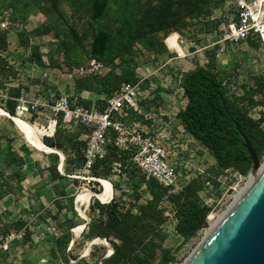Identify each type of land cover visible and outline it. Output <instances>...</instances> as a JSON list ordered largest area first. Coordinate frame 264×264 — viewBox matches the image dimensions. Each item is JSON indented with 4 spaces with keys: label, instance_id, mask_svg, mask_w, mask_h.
I'll return each instance as SVG.
<instances>
[{
    "label": "trees",
    "instance_id": "obj_1",
    "mask_svg": "<svg viewBox=\"0 0 264 264\" xmlns=\"http://www.w3.org/2000/svg\"><path fill=\"white\" fill-rule=\"evenodd\" d=\"M19 1L22 0H13L9 6L17 4ZM52 1L58 2V0ZM132 2L133 0H60V24L64 25L67 34L76 42H79V37L74 30L75 18L77 22L80 21L81 7L87 8L89 22L98 26L104 21L112 4L120 6L118 10L114 7V10L117 11L110 26H100L93 32L90 55L85 57V61L81 65L86 64L92 58L101 63L111 64L118 56L114 55V52L122 44L126 49L120 55L121 61L116 70L112 69L103 76L94 74L77 79L75 82L79 91H96V88L100 86L106 91V97H108L123 83H135L137 81L135 70L141 64V60L138 58L142 49L160 55L165 53L166 48L163 40L170 34L169 29L173 28L175 33L180 35V28L185 27L184 22L176 25L162 17L155 21L156 28L145 27L141 31L134 32L128 28L129 10L127 8L132 5ZM173 2L174 0H165L169 6ZM210 3L211 0H194V13L190 15H206ZM121 5L125 9H122ZM2 6L7 8L3 4ZM55 8L58 10L57 4ZM219 24L220 22L215 23L213 33L218 31ZM160 31L164 34L162 38L159 36ZM136 34L140 51L132 52L130 48ZM71 41L73 42V40ZM65 44V40H61L60 48H65ZM249 44L263 45L257 39L250 40ZM216 50L215 47L206 50L205 63H198L193 69H186L182 72L180 86L183 89L186 104L183 109L179 110L177 118L183 133L204 147L214 159L215 171L218 176L226 170L238 171L246 175L251 171V162L244 148L242 135L248 139L259 160H262L264 156V130L262 129V124H264V80L261 78L251 79L241 85V95L234 94L232 92L234 81H231L225 72L217 69ZM65 54H68V51H65ZM33 56L34 59L30 61L32 65L39 67L44 65L36 52L33 53ZM64 57L63 60L66 63L60 64V70L67 72L72 68V64L67 62L65 55ZM49 63L54 64L53 59L49 58ZM10 66L6 62L0 64V76L8 71L10 74L7 79L11 81V76L14 73L9 70ZM21 89L22 87L19 85L12 89L11 98H18ZM156 95L160 96L161 94L157 92ZM260 95H263L262 101L258 100ZM101 102H105V100ZM15 103L14 100H10L6 106V112L11 116H14ZM258 107L263 111H260L258 119H254L250 115V111ZM61 120L62 115L60 114L56 117L54 136L50 140H44L48 147L60 149L62 142L66 141L65 131L60 126ZM10 142L8 141V144ZM84 145L85 143L82 147ZM5 154L7 166L15 172L13 178L20 181L22 158L11 151L10 145L6 147ZM131 156V152L120 151L110 144L107 147L106 157L97 162L92 170V175L96 178H106L112 175L113 164L118 163L121 172L126 174L127 183L130 180L128 174L132 172L138 180L136 187L142 188V185H145L150 198L144 202H140L139 198V205L133 201L126 203L123 197L115 199L108 205H100L98 201H94L89 208L92 213L91 217H94L98 209L99 215H97L96 221H92L91 218L87 236L89 238L102 237L112 246L113 254L101 264H156V259L158 260L157 264H168L174 261V257L168 249L161 246L157 231L163 223L164 217L167 219L162 208L163 202L167 200L174 211L176 234L185 242L195 238L212 210L203 205L199 198V192L212 180L211 175L206 169L205 174L199 175L179 193L173 194L169 193V189L162 187L135 168L130 162ZM79 160L83 161L82 154H80ZM7 192L0 188V197L6 195ZM135 197L138 198V195L135 194ZM19 229L21 227L11 230ZM69 243V233L62 234L57 238L56 249L51 251V258L57 259V254L66 255Z\"/></svg>",
    "mask_w": 264,
    "mask_h": 264
},
{
    "label": "built area",
    "instance_id": "obj_2",
    "mask_svg": "<svg viewBox=\"0 0 264 264\" xmlns=\"http://www.w3.org/2000/svg\"><path fill=\"white\" fill-rule=\"evenodd\" d=\"M223 12L226 20L220 23L218 31L206 38V43L202 46L189 41V45L180 39L178 33L173 32L169 34L164 40L166 48L165 57H157L151 55V64L155 63V67L149 66L148 61H141V64L136 68L135 73L137 81L135 83H123L119 89L114 91L111 95L106 97V106L104 109L96 107H86L80 105L76 98H72L67 94L61 93L56 98L50 100L53 94L50 95L42 93L37 95L35 93L20 94L18 98H11L8 94V89H0V109L6 112L7 102L14 100L16 102L14 109V116L31 124L29 120H33L34 115L36 119L32 122L33 126H37L36 121L44 112L50 117L48 119L47 127L41 125L40 127L47 130L43 137H53L56 130V117L62 115L61 127L66 130H73L78 127L85 129V145L81 150L82 165L77 171L71 175L72 179L80 182L79 191L74 201L75 211L78 216L79 209L84 210V213L90 208L94 201H98L100 205H108L118 198L116 195L121 193L127 184V177L125 173L121 172L120 164L114 163L112 167V175L108 178H94L91 176L93 168L97 162L103 160L107 154V147L112 144L120 151L131 152L132 156L130 162L146 177L155 180L159 185L169 189V193H179L191 181L196 179L199 175L205 174L206 169L197 167L192 163L183 160L182 152H185L187 147L175 145L180 147V152L174 153L170 151V145L178 143V140L170 141L171 136L166 132V122L164 117L166 114L163 110L158 109L147 112L141 106L143 101L150 100L157 92L162 95L175 89L174 93L178 94V98L182 100V109L185 107L186 98L183 94V89L180 86L182 72L184 71L179 66L181 61L188 57L203 54L205 51L215 47L217 66L225 63L224 56L228 53V47H235L246 44L252 39L261 41L264 45V0H224ZM177 35V39L173 43L168 42L172 36ZM193 51H190L191 49ZM198 57V56H197ZM9 65L13 62L9 61ZM103 64L97 59H90L86 64L76 66L67 72L64 76L69 81L83 79L101 72ZM178 66V67H177ZM19 67V66H18ZM36 68V69H35ZM18 71L19 68H16ZM37 67L32 71L36 72ZM34 74V73H33ZM60 74V71H59ZM27 77H32L28 75ZM42 78L49 80V74L43 72ZM11 84H5L9 87ZM16 86V85H15ZM18 86V85H17ZM257 112L263 111L258 107ZM129 111H134L141 115L145 121H150L157 126L156 131L149 132L143 129L137 123L126 124L123 120L127 118ZM9 116L10 114L6 112ZM260 117L258 114L257 119ZM50 126L53 129L50 130ZM38 127V126H37ZM183 172H180V167ZM252 175L250 172L246 175L233 170H226L219 175L217 181L222 185L224 194L231 200L230 205L235 201L236 196L247 186ZM103 181L109 183L110 195L103 201L99 195L104 192ZM143 189L146 186L143 185ZM213 186L207 184L205 188L199 192V198L203 205L210 207L213 211L212 205L208 203L207 194ZM92 193L88 203L82 205L78 203V195L83 191ZM120 197H123L122 194ZM150 195L146 192L140 201L144 202L149 199ZM218 199V198H216ZM226 201V200H225ZM215 206H216V200ZM162 208L167 219L174 221V211L167 200H164ZM136 213V210H134ZM98 214V210L95 212ZM207 216V218L210 216ZM81 218V217H80ZM82 219V218H81ZM87 219L85 217L82 220ZM31 223H27L19 230H0V257L4 253H8L14 243H21L25 240L28 229ZM73 231V229H72ZM51 235L54 239L61 235L59 229L49 224L36 225V231L32 236L34 242H38L46 236ZM42 264H45L46 259H41ZM1 264V263H0Z\"/></svg>",
    "mask_w": 264,
    "mask_h": 264
},
{
    "label": "rangeland",
    "instance_id": "obj_3",
    "mask_svg": "<svg viewBox=\"0 0 264 264\" xmlns=\"http://www.w3.org/2000/svg\"><path fill=\"white\" fill-rule=\"evenodd\" d=\"M12 2L13 0H0V64H4V62L8 64L9 61L13 62V65L15 66H10L9 70L15 75L13 74V76H11V81L7 79L8 75L10 74L8 71H6L8 73L5 72L3 75H1L0 89L7 88L8 94L11 96V90L15 89L16 86L19 85L22 87L20 94L22 93L25 95L29 93L30 90L32 94L35 93L37 95H41L42 93H50V95L53 94V97L50 100H53L57 97V95L60 94L59 71L60 64L65 62L63 60L65 58L64 55L67 57V62L72 64V68L76 67L77 65L81 66V64L85 61V57L90 55V43L93 32L100 28V26H110V24L113 22V17H115L116 11L120 7L112 4L111 9L109 13H107L104 21L98 26L95 24L92 25L89 22L87 8L84 9L81 7L80 21L77 22V19L75 18L76 25L74 26V30L79 37V42H76L74 38L72 39L69 34H67V29H64V25L60 24V0H58V2H54L52 0H22L17 4L15 3L14 5L9 6V4ZM2 4L7 8H3ZM56 4L58 10L55 8ZM223 4L224 0H211L210 8L206 15L201 14L198 16H192L190 14L194 13V0H174L170 6L165 3V0H133L132 5L127 8L129 10L128 28L134 32L137 30L141 31L145 27L153 29L156 28L155 21L165 17L166 20L176 25H179L182 22L185 23V27L180 28V39H182L185 44H188L190 43L189 41H192L197 45L202 46L206 43V37L210 36L209 34L213 33L215 30V23H222L226 20L225 13L223 12ZM114 7L117 10H114ZM121 8L125 9L124 6L122 7V5ZM169 32L172 34L175 32V30L170 28ZM137 34L135 40L131 44L130 50L132 52L140 51L137 44ZM163 35V32L160 31L159 36L162 38ZM174 39H177L176 34L168 41L171 42L174 41ZM61 40H65L66 42L64 45L65 48L62 49L60 48ZM71 40H73V42ZM255 45H251L248 42L235 47H228V53L226 56H224L225 63L222 66L221 63H219L220 66H217V69L221 70V72H225L231 81H234V88L232 92H234L236 95L242 94V91L240 90L241 85L245 84L251 79L261 78L264 80V45ZM125 49V45L121 44L119 49L114 52V55H118L116 56V59L111 64L102 63L103 66L101 68V72L98 74L103 76L112 69L116 70L121 61L120 55L123 51H125ZM65 51H68V54H65ZM35 52L41 57L44 63L43 66H35L32 65V62H30L32 59H34V56L32 57V55ZM197 56H193V59L197 60L196 64H203L206 62V58L204 59L203 54H199ZM49 58L53 59L54 64L49 63ZM181 63L182 66L187 65L185 61ZM149 66L154 68L155 63H149ZM34 67H37L38 69L40 68L41 70H48L50 78V80H48L49 82L47 81L48 85H40V82L37 78L27 77V74H35V72L32 71ZM16 68H19V70L17 71ZM185 68L187 69V67ZM51 69H54L55 71H50ZM52 81H58L59 86H50L49 84L52 85ZM4 83H9L11 85L6 87ZM29 85L33 86V88L30 89ZM37 88L38 91L36 90ZM171 91H173L171 95L173 96V103H176L175 107L178 110H181V98H178V94L174 93L175 89H172ZM95 93L99 101H102L106 98V91L100 86L96 88ZM262 96L263 95H260L258 100L262 101ZM7 103H10V100ZM258 114L259 112L256 110L250 111V115L254 119H257ZM40 117L41 119L36 121L38 127H35L39 129L41 132L40 137H42L46 134L47 130L44 131V129H42L40 126L43 125L44 127H47L49 124V117ZM175 117L176 116L173 118ZM34 119L35 118H33V120H29L31 124H33L32 122ZM175 119L171 121V123H167L164 127L166 128V132L169 134V136L172 137L170 140L171 142L178 140L177 144L170 145V151L174 153L180 152V147H175V145H180L184 148L187 147L185 152L181 153V156L179 154V157L183 156V160H186L197 167L208 169L212 179L209 181V184L213 185L214 187L212 191L209 189L210 192L207 194L208 197L206 200L210 205H212L213 211L210 214L212 216L207 218L206 221L209 223V225L216 224L221 215L230 206L231 200L228 196H226V194L223 196L224 189L220 188L222 185L217 181L219 176L215 171L214 159L198 142L192 140L189 136L184 134L182 130L177 129L178 124ZM0 127L5 133H12L21 142L25 144L28 143L27 145L30 147V149L33 147L39 150L37 147L31 145L28 142L27 138L16 127L15 122L7 116L0 115ZM262 129L264 130V124H262ZM173 131L176 133L174 134ZM261 163L264 164V156L261 160ZM176 166L180 167L179 162H177ZM181 169L182 168L180 167V172H183ZM135 176L136 175H134L132 172H129V182L123 188L121 193L118 192L116 195H118L119 198L122 194L126 203L133 201L136 205H139L138 199H141L144 195H146L147 191L141 187H136L138 180ZM76 190V192L74 191V195L71 200L73 206L79 189ZM135 194L138 195V198L135 197ZM215 200L217 201L216 206L214 202ZM88 201L89 200H85L83 205L88 203ZM74 213L76 218L81 219L77 212ZM85 215L87 219H90L91 222L92 219V221H96L97 215H99V213H95L94 217H91L92 213L89 209V211L87 210L85 212ZM81 222L82 224L79 225L77 219L75 221L76 225L73 227L78 228L83 226L84 223H86V220H81ZM36 225H38V223ZM174 225V221L164 217V221L158 227L157 231L161 241V246L165 249H168L171 252V255L174 257V261L168 264H183L203 242L206 236V231L204 229L205 227L203 226L195 238L185 242L176 234ZM76 235L78 245L71 251H68L67 249L66 255L60 254L57 258L59 259V262H57L56 259H52L50 254L42 253L43 251L41 248L37 247L29 252H26L28 255H30V257L32 256L31 264H42L40 262L42 258L46 259L47 262L45 264H98L99 261L108 253L106 244H103L98 240V242H93L96 239H88L86 235L81 236L80 232H78ZM107 243L108 247L113 251L110 243L108 241ZM22 249L23 251L25 250L24 248ZM26 251H28V249ZM18 253H20V248L17 249L18 258L16 259V264H24L19 257L22 256V254L20 255ZM157 261L158 260L156 259V264Z\"/></svg>",
    "mask_w": 264,
    "mask_h": 264
},
{
    "label": "crops",
    "instance_id": "obj_4",
    "mask_svg": "<svg viewBox=\"0 0 264 264\" xmlns=\"http://www.w3.org/2000/svg\"><path fill=\"white\" fill-rule=\"evenodd\" d=\"M209 35L213 36V33ZM186 45L188 47L189 43ZM193 50L194 49L192 48L190 51ZM151 55L165 57L166 52L160 55L158 53L148 52L142 49L138 59L150 62ZM192 59L193 57H188L186 60H183L187 65L182 66L181 63L179 67L181 69L184 68L183 70L186 69L185 67H187V69H193L197 65V60ZM50 71L54 72L55 70L51 69ZM43 72L48 73V70H38L35 74H32L31 78H37L40 85H48L49 81L42 78ZM75 81L72 82L67 80L64 76V72L60 70V94L64 93L73 99L76 98L80 105L86 107H96L98 109L105 108L106 103L99 101L95 90L79 91ZM52 82V85L49 84L50 86H59L58 81ZM29 87L30 89L33 88V86L30 85ZM36 90L38 91V88ZM31 93L32 92L30 90V94ZM172 93L173 91L170 90L164 95H162L161 92L160 96L155 94L152 99L143 101L141 106L147 112L153 110L157 111L158 109L163 110L166 114L164 117L165 122L171 123V121L176 118L175 120L178 124L177 129L182 130L177 118L179 110L175 107L176 103H173ZM41 116L50 117L45 112ZM174 116L176 117L173 118ZM34 118L36 119L35 115ZM38 119H41V117H38ZM123 121L128 125L137 123L143 129L149 130V132L153 133L157 129L155 124L150 121H145L141 115H138L134 111H129L127 118ZM62 129L65 131L66 141L62 142V147H60V149L56 147H49L54 152L46 153L34 149L33 147L30 149L27 145L28 143L25 144L21 142L12 133H5L0 127V188L8 191L6 195L0 197V230L8 231L15 227L22 228L27 225V223H31L26 236L27 241L25 238V240L21 243H14L8 253L1 255V264H16V259L18 258V248H20V253L18 254H22V256L19 257L24 264H31L32 262V256L30 257V255L26 252H29L37 247L41 248L43 251L42 253H48L51 257V251L56 249L57 238L54 239L51 235L46 234L44 239L34 242L32 240V236L36 231L37 223L53 225L60 230L61 235L69 233L70 243L67 248L68 251H71L78 245L77 235L74 234L72 229L76 228L73 227L76 225L75 221L78 219V224L81 225L82 219L74 216V212L76 211L71 200L74 195V191L80 186V182L76 179H72L70 176L73 175L82 165L79 158L83 148L82 146L85 143L84 139L87 132L82 127H78L73 130ZM173 133L175 134L176 132L173 131ZM51 138L52 137H43L41 138V141L45 146H47L44 143V140H50ZM8 141H11L10 144H8ZM9 145L11 147V151L18 154L23 160V166L20 170V181L13 178L15 172L6 164L5 151L6 147ZM91 176L94 177L92 173ZM80 234L81 236L86 235L88 239L96 238H89L87 236L88 224L86 225V223H84L83 230L80 231ZM22 248L25 249V252ZM27 249L28 251H26ZM57 256H59V254H57ZM56 261L59 262V259H56Z\"/></svg>",
    "mask_w": 264,
    "mask_h": 264
},
{
    "label": "water",
    "instance_id": "obj_5",
    "mask_svg": "<svg viewBox=\"0 0 264 264\" xmlns=\"http://www.w3.org/2000/svg\"><path fill=\"white\" fill-rule=\"evenodd\" d=\"M242 137L251 162L250 174L254 175L262 163L248 139ZM85 220L86 225L90 223ZM95 239L107 243L102 237ZM106 247L108 253L98 264L113 254L108 243ZM183 264H264V169Z\"/></svg>",
    "mask_w": 264,
    "mask_h": 264
},
{
    "label": "bare ground",
    "instance_id": "obj_6",
    "mask_svg": "<svg viewBox=\"0 0 264 264\" xmlns=\"http://www.w3.org/2000/svg\"><path fill=\"white\" fill-rule=\"evenodd\" d=\"M171 39V38H170ZM168 39V40H170ZM167 40V41H168ZM175 40V39H174ZM170 42V41H168ZM174 41H171L170 43H173ZM0 115H5L8 118H10L11 120H13L15 122L16 127L19 129V131L27 138L28 142L31 145H34L35 147H37L39 150L49 153V152H54L52 151L49 147L45 146L42 141H41V137L40 134L41 132L39 131V129L35 126L30 125L29 123L17 118V117H11L8 116L6 114V112L2 109H0ZM43 129V128H42ZM53 129V126H50V130ZM45 131V130H44ZM48 132V131H47ZM36 149V148H34ZM61 154V153H60ZM62 157V156H60ZM62 165V163H61ZM61 167V166H60ZM264 169V164H262L261 168L258 170V172H256L254 175H252L249 183L247 184V186L240 192V194L238 196H236L235 201L228 207V209L221 215L220 219L218 220V222L216 224L213 225H209V223H207V226L204 228L206 231V236L205 239L207 238V236L211 233V231L218 225V223L225 217V215L230 211V209L234 206V204L239 200V198L242 196V194L248 189V187L253 183V181L255 180V178L261 173V171ZM61 170V169H60ZM103 185H104V192L102 194L99 195V198L103 201H105L108 196L110 195V188H109V183L107 181H103ZM92 196L91 192L88 191H83L81 194L78 195L77 201L78 203L82 204L84 203L85 200H89L90 197ZM79 214L80 217L82 219H84L86 217L84 210L79 209ZM212 215H210L209 217H211ZM208 217V218H209ZM83 226L78 227L76 229H73L74 234H77L78 232L82 231ZM204 239V240H205ZM203 240V242H204ZM99 241V240H98ZM97 239L94 240L93 242H98ZM103 244H106L104 241H100ZM202 242V243H203ZM201 243V244H202ZM200 244V245H201Z\"/></svg>",
    "mask_w": 264,
    "mask_h": 264
}]
</instances>
